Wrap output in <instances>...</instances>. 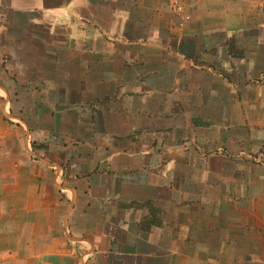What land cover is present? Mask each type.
<instances>
[{"label": "crops", "instance_id": "obj_1", "mask_svg": "<svg viewBox=\"0 0 264 264\" xmlns=\"http://www.w3.org/2000/svg\"><path fill=\"white\" fill-rule=\"evenodd\" d=\"M172 1L0 0V264H264V0Z\"/></svg>", "mask_w": 264, "mask_h": 264}, {"label": "rangeland", "instance_id": "obj_2", "mask_svg": "<svg viewBox=\"0 0 264 264\" xmlns=\"http://www.w3.org/2000/svg\"><path fill=\"white\" fill-rule=\"evenodd\" d=\"M264 141V139L262 140ZM260 151L258 152L260 155V158L254 160V159H248L245 160V162L243 163L244 166H248V168L250 169V167L257 169V176L258 177V184L257 185H245V184H250V179L253 178L255 179V175L253 174H242L240 175L242 178L241 181H243V190L241 192V198L244 200H259V202H263L264 201V147L259 149ZM248 162V164H247ZM254 170V169H253ZM239 177V176H237ZM256 182V180H255ZM233 192L231 195H229L228 197H233L234 195L236 197H240V193H237L236 195V191L233 189ZM235 192V193H234ZM260 204V203H259ZM261 205V204H260ZM255 210L258 211V214L260 216L264 215V205L260 206V207H244V210ZM260 245L263 246V250H264V240H260ZM260 257H264V255H261Z\"/></svg>", "mask_w": 264, "mask_h": 264}, {"label": "built area", "instance_id": "obj_3", "mask_svg": "<svg viewBox=\"0 0 264 264\" xmlns=\"http://www.w3.org/2000/svg\"><path fill=\"white\" fill-rule=\"evenodd\" d=\"M172 11L178 16L181 17L183 21H186L188 17L185 15L184 7L179 0H173L171 3Z\"/></svg>", "mask_w": 264, "mask_h": 264}]
</instances>
